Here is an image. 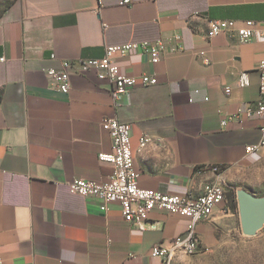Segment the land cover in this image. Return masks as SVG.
<instances>
[{
	"label": "crops",
	"instance_id": "crops-1",
	"mask_svg": "<svg viewBox=\"0 0 264 264\" xmlns=\"http://www.w3.org/2000/svg\"><path fill=\"white\" fill-rule=\"evenodd\" d=\"M122 1L13 0L0 18V264H162L151 247L186 231L187 219L159 210L141 231L118 203L102 211L99 199L68 191L73 179L113 173L97 159L112 146L104 118L131 124L141 188L198 196L211 181L227 184L225 201L196 225L202 250L239 221L238 190L264 197V148L246 151L259 143L262 120L234 118L259 97L264 0ZM208 20H250L255 34L247 42L208 37ZM160 39L182 50L154 64L138 51L116 57L122 75L156 79L118 101L95 70L72 73L67 95L43 72L100 59L107 46ZM242 72L246 87L237 86ZM143 135L150 139L141 148Z\"/></svg>",
	"mask_w": 264,
	"mask_h": 264
},
{
	"label": "built area",
	"instance_id": "built-area-1",
	"mask_svg": "<svg viewBox=\"0 0 264 264\" xmlns=\"http://www.w3.org/2000/svg\"><path fill=\"white\" fill-rule=\"evenodd\" d=\"M129 0H123L120 5L129 4ZM208 37H214L225 33L239 42L251 40L255 34L256 25L253 21H244L237 25L232 20H208ZM105 27V25H103ZM263 45V56L258 63L259 71V97L254 110L251 108L241 109L235 119L240 116L250 117L257 115L262 120L260 127V141L257 145L246 147L247 152H257L264 148V29L260 31ZM182 48L175 44L169 45L165 40L140 43H128L124 45L107 46L104 56L100 59L84 60L78 62L62 61L58 68L44 69V74L49 79L53 89L67 95L70 90V75L82 74L88 70H95L98 79L108 81L111 86V94L114 101L128 95L135 87H147L156 84L154 76L122 75L115 63L116 57H127L138 51L149 56L151 63H157L165 54L180 52ZM54 57V56H52ZM249 85L247 72L240 73L237 86ZM226 121H222L225 124ZM101 128L108 133L111 139V151L100 152L97 159L101 163L113 166V173L101 182L85 179H73L67 183V189L71 194L82 197H94L103 205L102 211H106L108 203L116 202L120 205L123 219L133 227L144 231L145 223L149 220V214L155 210L166 214L177 215L188 220L187 229L184 233L174 237L167 244L156 243L150 249V256L165 263L168 256L175 255V251H183L190 256L202 252V244L195 228L198 223L209 221L214 208L225 201L227 184L222 180L211 181L204 185L198 196L190 192L185 195H167L151 189L141 188L138 184V175L134 168V158L130 147L131 124L122 122L117 118H104ZM144 139H150L143 135L139 144ZM216 171V168H213ZM154 229L155 226L151 225Z\"/></svg>",
	"mask_w": 264,
	"mask_h": 264
},
{
	"label": "rangeland",
	"instance_id": "rangeland-1",
	"mask_svg": "<svg viewBox=\"0 0 264 264\" xmlns=\"http://www.w3.org/2000/svg\"><path fill=\"white\" fill-rule=\"evenodd\" d=\"M12 1L0 0V18ZM182 254L174 255L170 264H264V226L254 236H245L238 221L213 248L195 256Z\"/></svg>",
	"mask_w": 264,
	"mask_h": 264
},
{
	"label": "water",
	"instance_id": "water-1",
	"mask_svg": "<svg viewBox=\"0 0 264 264\" xmlns=\"http://www.w3.org/2000/svg\"><path fill=\"white\" fill-rule=\"evenodd\" d=\"M241 233L254 236L264 226V197H256L245 190L236 192Z\"/></svg>",
	"mask_w": 264,
	"mask_h": 264
},
{
	"label": "bare ground",
	"instance_id": "bare-ground-1",
	"mask_svg": "<svg viewBox=\"0 0 264 264\" xmlns=\"http://www.w3.org/2000/svg\"><path fill=\"white\" fill-rule=\"evenodd\" d=\"M148 142H149V139H144V140L142 141V143L140 144L141 148L145 147L146 144H147ZM178 252H180V253H184V254H189V253H187V252H183V251H175V254L178 253ZM173 256H174V255H173ZM173 256H168V257L166 258V260H165V263H163V264H170V261H171V259H172Z\"/></svg>",
	"mask_w": 264,
	"mask_h": 264
},
{
	"label": "trees",
	"instance_id": "trees-1",
	"mask_svg": "<svg viewBox=\"0 0 264 264\" xmlns=\"http://www.w3.org/2000/svg\"><path fill=\"white\" fill-rule=\"evenodd\" d=\"M218 171H220V169L216 168V171L215 172H218Z\"/></svg>",
	"mask_w": 264,
	"mask_h": 264
}]
</instances>
